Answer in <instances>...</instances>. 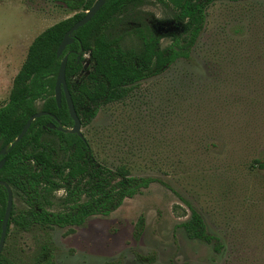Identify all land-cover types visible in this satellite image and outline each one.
Segmentation results:
<instances>
[{
  "label": "rangeland",
  "instance_id": "1",
  "mask_svg": "<svg viewBox=\"0 0 264 264\" xmlns=\"http://www.w3.org/2000/svg\"><path fill=\"white\" fill-rule=\"evenodd\" d=\"M136 10L142 22L175 14L161 0ZM74 14L54 0H0V107L34 39ZM206 14L189 60L129 88L82 128L99 162L158 182L80 227L12 226L7 258L37 264L47 247L56 264H264V170L257 163L264 158V0L217 1ZM122 47L139 49L141 41L129 35ZM64 198V190L55 192L49 210H63ZM187 202L219 238L221 253L187 237ZM26 208L15 191L13 209Z\"/></svg>",
  "mask_w": 264,
  "mask_h": 264
},
{
  "label": "trees",
  "instance_id": "2",
  "mask_svg": "<svg viewBox=\"0 0 264 264\" xmlns=\"http://www.w3.org/2000/svg\"><path fill=\"white\" fill-rule=\"evenodd\" d=\"M54 1L75 12L74 16L34 39L14 78L9 100L0 107V151L15 142L36 113L47 112L56 118L36 119L25 137L0 157V161L7 159L0 181L10 186L13 194L17 191L27 205L21 211L13 209L7 238L12 226L24 231L35 225L61 229L83 226L91 217L109 216L127 199L158 182L152 177L134 176L126 166L112 169L102 164L86 138L58 130V122L66 129L75 124L64 94L61 107L56 101V81L64 57L68 55V88L82 128L87 127L101 107L126 98L129 88L163 74L180 59L189 60L211 4L240 0H161L175 11L174 16L165 20L150 16L147 22H142V14L136 10L144 0H109L74 33V42L60 58L57 54L66 33L97 0ZM129 35L141 41L139 49L122 47ZM166 38L171 45L164 49L161 42ZM49 124L56 128L49 129ZM257 163L264 170V158ZM60 190L65 192L64 208L50 211L49 198ZM7 203V189L0 185V238ZM187 205L191 209L189 220L183 224L187 237L212 245L215 253H221L219 238L208 231L202 215ZM144 220L138 222V234L144 230ZM0 264L15 263L2 253ZM37 264H56L49 248L42 249Z\"/></svg>",
  "mask_w": 264,
  "mask_h": 264
},
{
  "label": "water",
  "instance_id": "3",
  "mask_svg": "<svg viewBox=\"0 0 264 264\" xmlns=\"http://www.w3.org/2000/svg\"><path fill=\"white\" fill-rule=\"evenodd\" d=\"M108 1L109 0H97L96 3L93 5V7L86 13V15L81 20L76 22L68 30V32L66 33L64 40L61 43L60 48L58 50L57 55L59 58L63 55L67 46L74 42V38H73L74 33L76 31H78L81 27L88 24L97 15V13L105 6V4ZM67 65H68V55H66L64 57V59L62 60L61 67H60V70H59V73L57 76L55 94H56V101H57L59 107H61V105H62V98H63V94H64L66 102H67V106L69 108L71 118L73 119L75 124H74V127L72 129H66L60 122H58L59 123L58 130H60L61 132H64V133L76 134L81 138H85L83 133H82V123H81V120H80V118L76 112V109H75V106L73 103V99H72V96L70 94L68 84H67V79H66ZM42 116H51L54 119H56L55 116H53L52 114L47 113V112H39V113H36L35 115H33L27 121L22 132L19 134V136L17 137L15 142L10 147H4L0 151V157L6 156L9 152V150L12 149L17 143H19L25 137V135L28 133L32 123L36 119L41 118ZM48 128L49 129H55L56 126L54 124H49ZM6 162H7L6 158H4L0 161V170L5 166ZM0 185L4 186L8 192V203H7V208H6V212H5V216H4V220H3V224H2V231H1V238H0V257H1V255L4 251V248H5V244H6V240H7V236H8L9 221H10V217H11V214L13 211V206H14V194H13L12 188L7 183L0 181Z\"/></svg>",
  "mask_w": 264,
  "mask_h": 264
}]
</instances>
